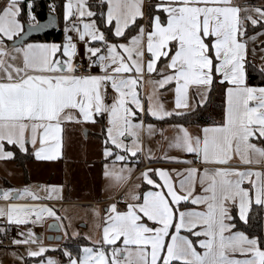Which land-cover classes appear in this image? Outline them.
Wrapping results in <instances>:
<instances>
[{
  "label": "snow or ice",
  "instance_id": "1",
  "mask_svg": "<svg viewBox=\"0 0 264 264\" xmlns=\"http://www.w3.org/2000/svg\"><path fill=\"white\" fill-rule=\"evenodd\" d=\"M102 2L107 3V12L97 15L87 0H66L65 41L28 43L20 48H9L6 41L15 43L14 38L24 32L22 0L0 3V157L13 156L4 151V142L22 150L28 143L39 142L35 155L55 160L62 155L65 123H95L98 117H106L103 154L115 156L125 167L114 172L106 165L105 175L123 181L131 172L126 164L129 155L136 157L143 151L144 114L159 119L183 115L166 110L153 93L148 94L146 107L139 90L144 77L158 75L160 79L149 82L161 88L174 84L178 109L189 106L190 88L206 99L218 84L226 97L223 123L204 127L202 136L192 135L181 125V134L170 145L199 157L203 170L190 167L176 173L181 177L177 183L168 169L145 168L140 177L147 190L129 193L122 211L115 203L110 205L102 239L94 247H84L80 258L66 254L69 264H264V237L232 231L236 225L229 212V205L237 206L239 219L246 223L251 204L264 205V171L225 166L236 157L244 164L264 162V147L252 142L264 143V86L248 81L245 38L248 22L264 27V8L241 9L232 0H159L150 6L145 27L137 24L145 16L143 0ZM31 8L28 0V16L33 21L29 31H39L46 25L36 21ZM151 9L166 13V20ZM131 30L136 34L131 35ZM69 32L85 43L90 63L83 72L75 60L77 43ZM93 42L100 47L91 46ZM19 58L22 67L15 63ZM161 61L166 63L158 67ZM93 66L100 68V74L90 71ZM147 127L152 131L154 126ZM10 193L3 191V198L8 199ZM182 202L203 205V210L182 209ZM36 208L11 204L7 211L0 208V216L18 224L42 212L56 216L51 208L41 207L38 212ZM182 230L195 236L196 242L181 235ZM32 235L13 243H34ZM197 244L202 252L197 251ZM45 250H29L28 255L36 257ZM235 253L244 258H236Z\"/></svg>",
  "mask_w": 264,
  "mask_h": 264
},
{
  "label": "rangeland",
  "instance_id": "2",
  "mask_svg": "<svg viewBox=\"0 0 264 264\" xmlns=\"http://www.w3.org/2000/svg\"><path fill=\"white\" fill-rule=\"evenodd\" d=\"M151 11L153 10L151 9ZM148 16L149 15H147L146 12L145 20L147 21L149 19ZM145 20L143 19L142 23H144ZM139 90L144 98L146 106V96L143 94L144 84L140 86ZM160 121L164 122V120L161 119ZM148 125L151 124L149 123L147 126ZM147 126L146 131L143 130L141 132V145L143 151L138 152L136 157H131L129 155L126 161L127 168L131 169L130 174L135 166L141 162L142 158H144L145 153H147L151 158L160 157L162 159L166 157L192 159L194 157L193 154L185 153L181 149L173 148L170 150L169 146L167 147V144L165 143L167 136L166 134L163 136L162 132L163 125H159L160 127H153L152 131H149ZM85 129L89 130L91 128H83V133ZM91 131H95V128H92ZM157 131L158 134H156ZM101 144L102 139L96 138L93 133L87 137H83L82 148L85 150V152H83L84 155L82 153H74V155L71 153V158L64 162L62 167L63 169L60 168L58 171H53V173L56 174L55 180L59 181L61 179V183L55 182L48 184L39 180L41 178H46L49 175L48 173H44L42 177L38 178V181L37 178H33L35 177V171H33L34 169L30 168V177H32V182L27 186H20L18 189L20 192L18 199H34L32 194H35V196L40 197L39 199L41 200H56L63 199L66 193L68 197H72L73 199L81 200L90 198L95 200L110 195L112 192L118 190L127 181L119 193L121 197L112 202H96L95 204L77 201L38 203H19L17 201L16 203H11L36 205L37 208L35 211L37 212L40 211L41 207L51 208L55 211L56 216H51L47 212H42L39 217L33 214L27 218L28 222L23 224L9 222L6 216H0V229L4 228L5 220H7V222L12 226L14 234L16 230L14 226H16L17 230L14 240L29 239L30 234H34L31 238L35 240L34 243L15 244V246L7 247L0 246V264H48L49 260H51L53 264H69V256L66 253L69 251L74 252L76 253V256L73 257L80 258L83 255L84 247H94L95 242L102 239L108 204L115 203L122 208L128 200L129 193L132 191L141 192L140 188L145 184V182L140 177L141 173L138 175L140 171L134 174L131 178L130 174L126 173L127 178L119 182L112 176H106V165L107 170L118 172L120 169L125 167V162L116 161L115 156L108 157L106 158L108 161L101 162V159H105L103 154L104 147H100ZM24 157L27 159L28 154H24ZM26 163L29 167L33 166L29 161ZM137 185H139L138 188L136 187ZM53 187L57 188L58 191H52ZM144 187L146 188L147 186ZM25 189H27L28 192H25ZM0 196L3 197L2 194H0ZM12 197L14 196L11 192L9 198ZM7 206L8 204L0 203V208H4L5 211H7ZM57 216L60 218L59 220H57ZM54 220L59 223V233L62 235L61 241L48 240V227ZM67 241L68 244H66ZM64 243L68 246L72 244L74 248L66 247L64 246ZM120 243L121 242L118 241L117 246H120ZM47 245H58V247L54 248ZM40 247H44L46 250L39 256L31 257L28 255L29 250L38 251ZM175 264L180 263L176 262Z\"/></svg>",
  "mask_w": 264,
  "mask_h": 264
},
{
  "label": "crops",
  "instance_id": "3",
  "mask_svg": "<svg viewBox=\"0 0 264 264\" xmlns=\"http://www.w3.org/2000/svg\"><path fill=\"white\" fill-rule=\"evenodd\" d=\"M91 1H94L96 3H101L102 0H87V3L89 5V8L95 12L94 7L90 4ZM26 2L27 0H22V4ZM159 0H157L155 3H158ZM247 0H232L233 5L235 6H239L241 9L244 8H255V7H262L264 8V3H256V4H251V3H246ZM66 3V0H64L63 3V7H62V11H61V16H59L57 13V8L55 7V12L57 14L58 17V29H62L63 34L62 37L57 40V39H37L34 37H31L28 40H25L22 43H18V44H14L13 41H6V44L9 48L12 47H16V48H20L23 47L24 45L28 44V43H57V44H62L65 41V27L68 24V22L65 21L64 19V5ZM105 3V8L103 10V12H107V3ZM150 3V0H143V10L145 12V16L143 18H138V20H141L143 22V19L145 20L146 17V10H147V6ZM154 3V4H155ZM55 6V5H54ZM100 7L97 6V8ZM23 8V6H22ZM99 10V9H98ZM101 12V10L99 11ZM166 15V13H164ZM241 16H244L245 13L242 11ZM253 15H255V13H252ZM60 18V20H59ZM88 18H85V22H87ZM37 21V19H36ZM21 22L24 24V31H25V26L27 23H33V21L29 20L27 22H25L22 17H21ZM98 23V20H97ZM145 27H147V20L144 21ZM247 24H250V22H248ZM258 25V24H257ZM82 27V25H81ZM127 31V30H126ZM136 31L132 34L135 35ZM68 35H72L73 36V40L74 42L77 43V48H78V55L76 56L75 60L76 63H78V61H82L85 62L86 66L90 63V61L88 60L87 56H86V52H85V43L83 41H79L77 34L75 32H69ZM254 37V39H252ZM18 38V37H17ZM14 38V41L17 39ZM247 39L248 42V57L247 58H252L257 60L260 64L262 63L263 59H264V27H261L259 29H257L256 31L247 34V36L245 37ZM120 42H124V41H120ZM93 47H100V45L96 42H93L92 45ZM18 66L22 67V58H19L16 62H15ZM166 63V61H161L158 64V67H162L163 64ZM90 71L93 74H100V68L98 66H93ZM160 79V77L156 74H153L151 77H148L147 75L144 77V90H143V94H145L146 96V101H147V96L149 93H153L154 94V100L158 101L160 104H162L164 106V108L168 111H173V112H186V111H191L193 109H195L200 103H198L199 100L204 99L200 94L197 93V90L195 87L190 88L189 91V101H188V107L187 108H176L175 105V92H174V84L173 85H165L164 87H158V86H154L153 83H150L149 81H155ZM108 92L111 95H113L111 88L109 87ZM209 94L207 95V98L204 99L205 103L208 99ZM110 97H109V102H110ZM202 103V104H203ZM148 101L146 103V107H147ZM225 112H226V97H225ZM105 118V127H106V117ZM143 120H144V125L145 128L143 130L146 131V126L147 124H151L154 127L159 125H163L162 127V132H163V136L166 134V141L165 143L167 144V147L169 146L170 150H172L173 148L176 147H171L170 145L173 144L175 137H177L180 133V126L182 125L184 128H187L188 131L192 134V135H201L202 136V129L204 127H214L216 125L219 124H212V125H200V124H177V123H171L168 121H160L159 118L156 117H152L150 114L145 113L143 116ZM162 120V119H161ZM85 127H90L91 129H89L88 134L86 135L85 133H83V128ZM92 128H95V131H91ZM102 130V125L101 123L96 122H67L64 125V132H63V148H62V155L55 159V160H47V159H42V158H38L35 155L36 150L40 147L39 142H37V144L35 146H33L31 143L26 144V150H22L20 149V147L16 144H8L7 142H4V151L5 152H12L13 156L11 158H3L0 157V194L3 193V191L6 190H11V192L13 193L12 198H8V199H4L3 197L0 196L1 199L4 200H10V202L7 203H2V204H11V203H16L17 201L20 202H24V203H38V202H65V201H77V202H84V203H88V204H95L96 202L99 203H108V202H112L115 201L117 199H119L121 197V195H119V193L121 192L123 186L127 183V181L116 191L112 192L110 195L104 197V198H99V199H90V198H86V199H73L72 197H68V195L65 193V197L63 199H56V200H41V199H18L20 196V192L18 191V189L20 188V186H27L28 184H30L32 182V177H30V172L31 169H34L33 171H35V177H33L34 179L39 177H42V175L44 173H48L50 175V173H53V171H58L60 168L63 167L64 162L68 161L71 158V153L74 155V153H82L85 152V150L82 148V144H83V137H87L89 136L91 133H93V135L98 138V139H102V144L100 147H104V138L100 137V132ZM156 134H158V131L156 132ZM253 143H256L258 146L260 147H264V143H262L259 140L256 139H252ZM81 143V144H79ZM16 150H19L21 153L23 154H28V156L31 154L32 159H28L30 160L31 164L33 166H26V171L25 168L21 167L18 162L15 160V156H16ZM88 152V151H87ZM184 152V151H183ZM81 154V155H82ZM84 155V154H83ZM187 158V157H186ZM192 161V163H183V162H178V161ZM104 161H108L106 158L105 159H101V162ZM59 166V167H58ZM205 165H203L200 161V158L195 156L192 159H178V160H173V159H167L166 158H155V157H149L147 153H145L144 158H142L141 162L138 163V165L135 166V168L133 169L132 173L130 174V178L138 173V175L145 169V168H154V169H159V168H164V169H168L173 176V180L174 181H179V179L181 178L179 175H176V173H183V171L187 168L190 167H197L200 168L201 171L203 170V167ZM225 166H230V167H235V168H240V169H247V168H252L254 170H259V171H264V162L260 163V164H244L242 163L238 157L234 158L229 165H225ZM208 167H214V165H208ZM63 169V168H62ZM48 175V176H49ZM48 176L46 178H41L39 180H42L46 183H48L46 181V179L48 178ZM154 179H157V177H153ZM38 180V181H39ZM61 180V179H60ZM60 180H56L53 181L51 183H55V182H60ZM62 181V180H61ZM61 183V182H60ZM50 184V183H48ZM144 186L146 185V182L144 185L141 186L140 190L142 191H146L148 186L145 188ZM245 186L247 187V182L245 183ZM201 192V186L199 185V183L196 185V193L199 194ZM15 200V201H12ZM255 203V202H253ZM252 203V204H253ZM251 204V206H252ZM111 204H108L107 210L109 209ZM117 205V210H124L126 207V204L122 206V208H120ZM251 206L249 208L248 211V216H249V212L251 209ZM185 207H197L198 210H203V205L200 206H196V205H192L190 202H182L181 204V208H185ZM233 208H236L237 214L239 216V210L238 207L235 205H229V212L231 214ZM108 215V211L106 212V216ZM232 216V215H231ZM106 219V218H105ZM14 228L17 230L16 226H14ZM49 229V228H48ZM263 229H264V224H263ZM16 230H15V234H16ZM232 231H241V230H232ZM188 231L186 230H182L181 235H185L188 236L189 239H191V237L189 236V234H187ZM243 232V231H242ZM59 232H56L55 234H57ZM245 233V232H244ZM50 234V231H49ZM246 235H248L247 233H245ZM249 236V235H248ZM251 237V236H249ZM200 239H204L205 237L201 236L199 237ZM49 247H54L57 248L58 245H47ZM197 251L202 252L203 249L199 247V245L197 244ZM72 256H76V253L69 251ZM234 256L238 259H242L244 258L243 256H241L239 253H235Z\"/></svg>",
  "mask_w": 264,
  "mask_h": 264
},
{
  "label": "trees",
  "instance_id": "4",
  "mask_svg": "<svg viewBox=\"0 0 264 264\" xmlns=\"http://www.w3.org/2000/svg\"><path fill=\"white\" fill-rule=\"evenodd\" d=\"M157 0H150V3L147 6V15H149L150 6L154 5V3ZM64 0H33V15H35L37 21L46 19L48 13H50L51 5L54 4L57 8L58 15L61 16V11L63 7ZM246 3L256 4V3H264V0H247ZM90 4L94 7L95 13L99 15V11L101 12L105 8V3H96L94 1H91ZM97 8V6H99ZM23 12H22V19L27 22L29 20L28 16V9H27V3H23ZM99 9V10H98ZM155 13V10L152 9ZM155 14H159L161 16L162 21L166 20V15L163 12H158ZM149 17V16H148ZM60 20V18H59ZM139 22V23H138ZM99 23V20H98ZM141 20H137V24H141ZM261 25H251L247 24L246 32L247 34H250L257 29L261 28ZM128 31V30H127ZM135 32V30H131L130 34L132 35ZM63 31L62 29H56L46 32L44 35H38L34 36V38L37 39H57L59 40L62 37ZM264 45V43H263ZM249 63L246 66L248 70V81L251 85L254 86H264V71H261L264 69V59L262 63L260 64L257 60L252 58H247ZM225 117V93L222 90V87L220 85H215L212 89V91L209 93L208 99L205 103L199 104L195 109L191 111L183 112V115H172L169 117H165L164 121H168L171 123H177V124H200V125H212V124H221L224 121ZM97 122L101 123L102 130L100 132V137H103L105 139V118L104 117H98ZM32 159L31 154L28 156L27 159H25L24 154L21 153L19 150H16V156L15 160L18 162V164L25 168L27 166V161L30 162ZM56 174L50 173L46 181L48 183H51L55 180ZM232 223L236 225V228L234 230H241L245 233H247L249 236L253 237H264V205H258L256 203H253L249 212V216L247 219V222L241 221L239 219V216L237 214L236 208H233L232 212ZM191 239L196 242V237L187 232ZM68 244V241L66 242ZM64 243V246L74 248L72 244L69 246ZM176 263V262H175ZM180 263V262H178Z\"/></svg>",
  "mask_w": 264,
  "mask_h": 264
},
{
  "label": "water",
  "instance_id": "5",
  "mask_svg": "<svg viewBox=\"0 0 264 264\" xmlns=\"http://www.w3.org/2000/svg\"><path fill=\"white\" fill-rule=\"evenodd\" d=\"M41 25H46L45 27H42L39 31L33 30L29 31V24L27 23L25 26V31L21 35V37H18L15 40L14 44L22 43L25 40L30 39L31 37L38 36V35H44L46 32L51 31V30H56L58 28V17L56 13L50 12L48 13L46 19L40 20L39 21ZM88 129L84 130V133L87 135L88 134ZM53 225H56L53 227ZM49 231L50 234L48 235V240L49 241H61L62 240V235L60 233L55 234L56 232L60 231V226L57 221H52L49 224Z\"/></svg>",
  "mask_w": 264,
  "mask_h": 264
},
{
  "label": "built area",
  "instance_id": "6",
  "mask_svg": "<svg viewBox=\"0 0 264 264\" xmlns=\"http://www.w3.org/2000/svg\"><path fill=\"white\" fill-rule=\"evenodd\" d=\"M3 2H4V0H0V3H3ZM27 2H28V0H27ZM31 4L33 7V0H31ZM51 10L53 12H55L54 4L51 5ZM31 12L33 13L32 8H31ZM77 64L81 67V72H83L84 68L86 67L85 62L78 61ZM12 201H15V200H12ZM7 202H10V200H4V199L0 198V203H7ZM14 236H15V234L13 232L12 226L7 222V220H5L4 221V228L0 229V246H4V247L15 246V243H13Z\"/></svg>",
  "mask_w": 264,
  "mask_h": 264
}]
</instances>
